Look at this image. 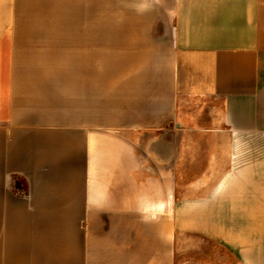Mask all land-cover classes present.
I'll list each match as a JSON object with an SVG mask.
<instances>
[{"label":"crops","instance_id":"crops-1","mask_svg":"<svg viewBox=\"0 0 264 264\" xmlns=\"http://www.w3.org/2000/svg\"><path fill=\"white\" fill-rule=\"evenodd\" d=\"M0 264H264V0H0Z\"/></svg>","mask_w":264,"mask_h":264},{"label":"trees","instance_id":"trees-1","mask_svg":"<svg viewBox=\"0 0 264 264\" xmlns=\"http://www.w3.org/2000/svg\"><path fill=\"white\" fill-rule=\"evenodd\" d=\"M14 183H15L14 185H15V188H16L17 191H20V189L22 187H26V183L24 181H20V180H18L16 178H15Z\"/></svg>","mask_w":264,"mask_h":264}]
</instances>
